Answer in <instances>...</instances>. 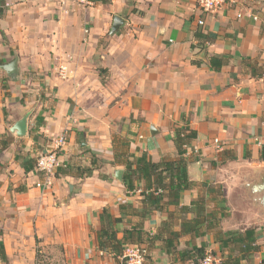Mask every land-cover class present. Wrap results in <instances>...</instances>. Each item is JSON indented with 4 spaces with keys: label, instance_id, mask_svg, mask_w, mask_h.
<instances>
[{
    "label": "crops",
    "instance_id": "obj_1",
    "mask_svg": "<svg viewBox=\"0 0 264 264\" xmlns=\"http://www.w3.org/2000/svg\"><path fill=\"white\" fill-rule=\"evenodd\" d=\"M0 2V264H36L38 245L45 264H122V252L100 247L105 209L121 219L125 247L147 250L146 264H197L198 249L264 264V0L215 15L197 0ZM248 10L257 21L238 18ZM185 126L197 139L178 205L168 191L154 205L144 181L129 191L116 179V137L137 158L176 161ZM63 133L62 168L42 190L37 157ZM79 167L93 171L81 177Z\"/></svg>",
    "mask_w": 264,
    "mask_h": 264
},
{
    "label": "trees",
    "instance_id": "obj_2",
    "mask_svg": "<svg viewBox=\"0 0 264 264\" xmlns=\"http://www.w3.org/2000/svg\"><path fill=\"white\" fill-rule=\"evenodd\" d=\"M2 2H0V6ZM204 38L207 40L215 39V36L206 35ZM211 66L215 70H221L225 65L224 59L220 57H212ZM197 139V132L190 129L188 126L177 128L175 130L174 142L177 148L178 158L176 161H162L153 162L146 154L141 157H135L129 153L130 144L122 139L115 138L114 144L116 146L119 143V148L116 150L115 147V161L113 165H121L125 168L123 176V183L126 185L129 191L135 189V181L142 180L145 182V191H148L149 195H144L146 201L154 205H158L159 202L166 196L165 191H168L171 204L178 205L180 195L182 192L189 190L192 183L189 181L187 172V161L185 159L186 148L190 147L191 144ZM264 158V154L262 156ZM93 164H96L93 161ZM76 174H80L81 177L84 175L89 176L93 169L77 168ZM66 174L68 171L63 170ZM154 190L153 192H150ZM161 191L159 195H155V192ZM150 210V209H149ZM149 213V212H148ZM109 211L105 209L101 215L102 228L98 232L100 247L103 250L112 248L113 251L123 254L126 248L124 243H121L117 238L115 231V225L121 222V219H115L113 216H109ZM128 246V245H127ZM172 242H169L166 251L172 253ZM201 256L200 260L204 257L205 253L202 249L197 250ZM0 256L6 260L3 252V244H0ZM200 262V261H199ZM199 264V263H197Z\"/></svg>",
    "mask_w": 264,
    "mask_h": 264
},
{
    "label": "built area",
    "instance_id": "obj_3",
    "mask_svg": "<svg viewBox=\"0 0 264 264\" xmlns=\"http://www.w3.org/2000/svg\"><path fill=\"white\" fill-rule=\"evenodd\" d=\"M61 5H65L70 2L77 6L85 8L95 7L97 0H58ZM198 8L201 13L206 15L218 14L227 5L238 6V0H197ZM248 16L254 21L258 20L257 15H255L251 10L247 13H239L238 18L243 16ZM200 26H203L205 22L200 20L198 22ZM64 70V69H62ZM217 148H220V142L215 140ZM68 145L67 135L63 133L61 136L56 138L53 142L52 149L41 153L36 160V170L39 172L43 179L37 184V187L45 190L50 188L55 179L58 171L62 168V163L60 161L61 152H63ZM264 148V144L262 145ZM148 258L147 250L139 245H128L122 254V264H146ZM199 264H225L224 260L213 251L209 250L205 253L204 257L200 260Z\"/></svg>",
    "mask_w": 264,
    "mask_h": 264
},
{
    "label": "water",
    "instance_id": "obj_4",
    "mask_svg": "<svg viewBox=\"0 0 264 264\" xmlns=\"http://www.w3.org/2000/svg\"><path fill=\"white\" fill-rule=\"evenodd\" d=\"M120 19L116 18V22L114 25V30L117 29V25L119 24ZM15 68V63L10 67L6 68L7 71H11ZM29 116L24 117L13 129V132H17L18 136H24L27 130V120ZM116 179L122 180L123 179V170H117L115 174Z\"/></svg>",
    "mask_w": 264,
    "mask_h": 264
},
{
    "label": "rangeland",
    "instance_id": "obj_5",
    "mask_svg": "<svg viewBox=\"0 0 264 264\" xmlns=\"http://www.w3.org/2000/svg\"><path fill=\"white\" fill-rule=\"evenodd\" d=\"M36 250V248H35ZM37 263L36 264H45V249L42 245H38V248H37ZM8 264V263H7Z\"/></svg>",
    "mask_w": 264,
    "mask_h": 264
}]
</instances>
